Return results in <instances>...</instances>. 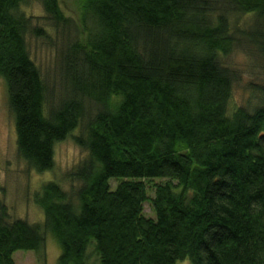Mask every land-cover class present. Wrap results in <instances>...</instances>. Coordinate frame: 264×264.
Masks as SVG:
<instances>
[{
  "label": "trees",
  "instance_id": "16d2710c",
  "mask_svg": "<svg viewBox=\"0 0 264 264\" xmlns=\"http://www.w3.org/2000/svg\"><path fill=\"white\" fill-rule=\"evenodd\" d=\"M29 1L0 0L18 156L37 173L69 139L87 156L69 175L77 189L49 181L36 193L44 224L2 210L0 264L39 252L45 234L58 264H90L91 248L99 264H264V98L230 113L234 76L221 62L234 49L230 18L247 14L238 34L264 57V0H76V23L64 0H37L65 30L56 95L29 52V35L46 36Z\"/></svg>",
  "mask_w": 264,
  "mask_h": 264
},
{
  "label": "rangeland",
  "instance_id": "374dc122",
  "mask_svg": "<svg viewBox=\"0 0 264 264\" xmlns=\"http://www.w3.org/2000/svg\"><path fill=\"white\" fill-rule=\"evenodd\" d=\"M63 3L62 9L66 16L76 23L78 19L75 12L76 0H64ZM23 9L32 20L33 29H41L46 34L42 37L31 34L27 42L31 57L48 85L47 92L51 94L53 91L56 95L61 83L57 72L60 66V36L65 30L58 29L50 21L39 1L30 0ZM237 19L230 18V32L235 39L234 49L228 56L221 58L222 65L234 76L228 104L230 113L238 109L252 112L262 104L264 98V57L257 46L246 41L242 34H238L241 31H248L254 18L247 14ZM79 132L80 129H77L74 135H78ZM86 156L87 154L74 143L73 139H69L55 147L52 171L37 173L30 169L18 156L15 120L9 108L6 86L0 81V213L5 209L9 220L21 219L33 226L44 224V212L35 203L36 193L49 181L57 182L66 192L77 189V183L72 182L69 175ZM118 183L115 180L111 181V187L115 188ZM149 185L150 183L147 187ZM148 193L153 198V188H149ZM144 214L154 218L151 203L147 202L144 205ZM60 254L61 247L57 240L52 234H45L39 252L17 251L13 258L15 264H58ZM88 257L90 264H99V258L93 248L89 250ZM179 264L191 262L187 260Z\"/></svg>",
  "mask_w": 264,
  "mask_h": 264
}]
</instances>
